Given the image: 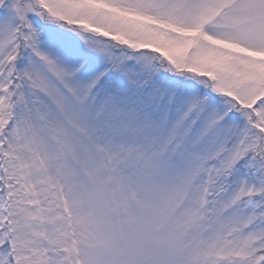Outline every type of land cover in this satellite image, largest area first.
Segmentation results:
<instances>
[{
  "label": "snow or ice",
  "instance_id": "obj_1",
  "mask_svg": "<svg viewBox=\"0 0 264 264\" xmlns=\"http://www.w3.org/2000/svg\"><path fill=\"white\" fill-rule=\"evenodd\" d=\"M0 264H264V0H0Z\"/></svg>",
  "mask_w": 264,
  "mask_h": 264
}]
</instances>
